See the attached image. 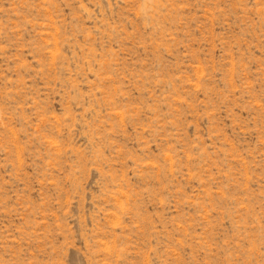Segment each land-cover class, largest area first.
I'll list each match as a JSON object with an SVG mask.
<instances>
[{
  "label": "rangeland",
  "instance_id": "1",
  "mask_svg": "<svg viewBox=\"0 0 264 264\" xmlns=\"http://www.w3.org/2000/svg\"><path fill=\"white\" fill-rule=\"evenodd\" d=\"M0 264H264V0H0Z\"/></svg>",
  "mask_w": 264,
  "mask_h": 264
}]
</instances>
